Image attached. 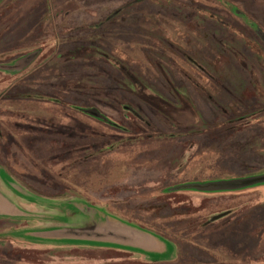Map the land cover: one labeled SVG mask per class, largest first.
I'll use <instances>...</instances> for the list:
<instances>
[{
	"label": "rangeland",
	"instance_id": "obj_1",
	"mask_svg": "<svg viewBox=\"0 0 264 264\" xmlns=\"http://www.w3.org/2000/svg\"><path fill=\"white\" fill-rule=\"evenodd\" d=\"M261 175L264 0H0L8 200L71 201L88 227L100 219L167 247L136 248L152 260L171 258L172 241L185 257L195 235L222 233L220 263L264 264V184L201 190ZM15 210L0 202V214ZM16 223L0 218V264H164L108 238L104 248L11 244Z\"/></svg>",
	"mask_w": 264,
	"mask_h": 264
},
{
	"label": "crops",
	"instance_id": "obj_2",
	"mask_svg": "<svg viewBox=\"0 0 264 264\" xmlns=\"http://www.w3.org/2000/svg\"><path fill=\"white\" fill-rule=\"evenodd\" d=\"M70 165L71 163H68L67 166ZM15 171L18 175H24L28 174L30 170ZM31 171L39 173V169H35V166ZM49 171L54 175L56 174L53 169ZM0 188V202L7 203L10 207L16 208L14 214H0V218H11L18 223L16 226L17 230H15L17 231V235L15 232L8 234L7 242H11V244H18L17 242H19V244H22L21 246L40 250L60 247L83 248V246L89 248H95L96 246L104 248V243H110L106 240L108 238L114 240L112 242L114 245L118 243L119 245H129V243H131L134 244L133 249L139 248L160 253L167 251V247L151 237L144 238V235H142V237H140L141 239H129L123 237L127 235H118L117 232L112 233L114 231L104 230L105 227H103V223H101L100 219H97L99 222L97 221L96 224L88 227L87 221L88 219L92 220L93 217L91 215H89V217L85 216V211L79 212L76 209H68L66 205H70L69 203H71V201L58 204L55 200H50L51 202L49 201L46 205L40 206L37 202L34 203L33 200H26V196L24 195L22 197L25 198H14L16 201V203H14L10 196L8 200V198H6V193L3 194L2 186ZM41 209L47 213V216L43 217L41 215L44 220L42 222L40 216ZM86 212L87 214H92L89 211ZM110 234H112V236H110ZM221 235L222 233L219 234V237L215 236V234L209 235L208 237H203L200 234L195 235L197 237L193 240L189 249L187 248L184 254L185 257H182L180 254L181 248L179 241H172V245H176V249L174 246L171 258L163 261L160 260L161 258L152 260L151 257L149 258L145 255L146 252L141 250L136 249L131 251L138 254L141 259L148 263L178 264L182 262L185 264H222L218 259L213 257V255L219 257L221 254L214 252L216 250L215 246L220 245V241L223 239ZM201 241H203V243ZM207 249H211L213 253H207L206 251H209Z\"/></svg>",
	"mask_w": 264,
	"mask_h": 264
},
{
	"label": "water",
	"instance_id": "obj_3",
	"mask_svg": "<svg viewBox=\"0 0 264 264\" xmlns=\"http://www.w3.org/2000/svg\"><path fill=\"white\" fill-rule=\"evenodd\" d=\"M260 184H264V175L261 176H255L250 178H244L241 180H232V181H223V182H213L211 184L206 185L205 188L201 189L204 191L211 190L213 192L223 191V190H236V189H246L253 186H257ZM193 188V187H189ZM200 190L198 188H193V190ZM226 214H223L221 216H217L213 218L212 220H218L219 218L223 217Z\"/></svg>",
	"mask_w": 264,
	"mask_h": 264
},
{
	"label": "flooded vegetation",
	"instance_id": "obj_4",
	"mask_svg": "<svg viewBox=\"0 0 264 264\" xmlns=\"http://www.w3.org/2000/svg\"><path fill=\"white\" fill-rule=\"evenodd\" d=\"M16 224H18V223H16ZM13 229L17 230V227L16 226H13V227L8 228V231L6 233L14 232L15 230H13ZM60 248H62V247H60ZM63 248H66V247H63ZM52 249H55V248H52ZM122 251H125V250H122ZM126 251L127 252H131V254L138 256V254H136L135 252L128 251V250H126ZM164 264H167V263H164Z\"/></svg>",
	"mask_w": 264,
	"mask_h": 264
},
{
	"label": "trees",
	"instance_id": "obj_5",
	"mask_svg": "<svg viewBox=\"0 0 264 264\" xmlns=\"http://www.w3.org/2000/svg\"><path fill=\"white\" fill-rule=\"evenodd\" d=\"M233 7H234V6H232V9H234L235 11H237L236 8H235V7L233 8Z\"/></svg>",
	"mask_w": 264,
	"mask_h": 264
}]
</instances>
